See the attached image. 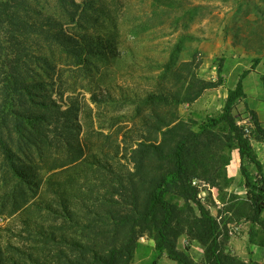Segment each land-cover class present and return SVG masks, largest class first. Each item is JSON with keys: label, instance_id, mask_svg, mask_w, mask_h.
Returning <instances> with one entry per match:
<instances>
[{"label": "trees", "instance_id": "obj_1", "mask_svg": "<svg viewBox=\"0 0 264 264\" xmlns=\"http://www.w3.org/2000/svg\"><path fill=\"white\" fill-rule=\"evenodd\" d=\"M154 1L174 6L170 0ZM71 5L79 7L75 1ZM41 41L62 48L79 62L86 61L85 55L111 60L114 54L115 43L110 38L69 32L29 0H0V148L19 181L12 191L15 212L28 203L23 184L38 183L33 174L17 164L4 131H20L25 123L46 125L56 141L64 140L76 159L84 157L81 145L73 141L72 113L60 116L55 101L39 102L33 97L37 95L35 89L44 83L35 81V67H51L48 58L36 52ZM185 67L188 63L171 72L175 88L161 89L144 100L153 105L152 112L143 119L146 132L134 147H124V159L133 169L121 166L117 149L112 156L88 155L76 166L80 171L67 175L63 182L50 178V195L23 209L21 232L15 237L21 236L27 247H4L0 236V264H131L141 236L154 239L158 254L167 255L177 264H202L177 248L184 235L205 247L203 264H247L224 251L220 226L193 184L199 179L217 187L220 166L229 165L234 151L241 158L240 172L247 189V201L238 203L237 210H242L251 222L249 242L264 248V167L234 116L237 102L247 96L244 80L252 70L243 71L235 88L228 90L223 112L197 132L179 120L176 108L223 83L222 78L210 82L192 73L186 75ZM94 96L99 103L116 101L109 95ZM246 107L249 109L248 104ZM163 108L175 110L166 115ZM251 113L254 134L264 138L263 123L254 111ZM60 117L65 118L61 125ZM44 138L48 142L47 134ZM224 149L229 156L221 153ZM249 166L256 168V177ZM89 171L93 177L85 176L81 186L82 173ZM173 196L180 197L186 208L174 202ZM190 213L197 219H192Z\"/></svg>", "mask_w": 264, "mask_h": 264}, {"label": "rangeland", "instance_id": "obj_2", "mask_svg": "<svg viewBox=\"0 0 264 264\" xmlns=\"http://www.w3.org/2000/svg\"><path fill=\"white\" fill-rule=\"evenodd\" d=\"M29 1L44 14L54 16L69 32L110 38L115 43L114 54L111 60L85 55L86 61L79 62L62 48L40 42L36 52L47 57L52 68L35 67V81L44 83L35 89L37 95L33 97L39 102L55 101L60 116L72 113L73 141L81 145L84 157L76 159L64 140L56 141L51 127L46 125L25 123L20 131H4L17 164L33 174L39 186L23 184L28 203L15 212L12 191L19 181L0 148V236L4 247L8 244L27 247L21 236L15 237L21 232L23 209L49 196L48 180L63 182L67 175L75 174L76 166L88 155L112 156L118 149L117 161L123 168L133 169L124 159V147H134L146 132L143 119L152 112L153 105L144 100L161 89L175 88L171 72L183 63H188L186 75L192 73L197 79L210 82L222 78L221 86L208 89L195 101L176 108L179 120L197 132L223 112L228 90L235 87L243 71L252 70L244 80L247 96L237 102L234 116L240 127L249 128L246 136L264 167V138L254 134L251 113L254 111L264 126V0H170L173 7L154 0ZM72 1L79 7L71 5ZM183 82L184 79L178 84ZM95 94L109 95L116 101L99 103ZM173 110L161 109L166 115ZM60 118L61 125L65 118ZM221 153L229 156L225 149ZM240 165L239 153L234 151L229 165L220 166L217 187L199 179L193 184L200 191L199 199L220 226L224 251L247 264H264V248L249 242L251 222L242 215V210H237L238 203L247 201ZM249 169L256 177V168L249 166ZM82 174L81 186L85 184V176L93 177L90 171ZM172 198L185 207L180 197ZM189 216L198 217L192 213ZM139 242L131 264H177L167 255L158 254L154 239L141 236ZM177 248L195 262L204 263L205 247L199 242L184 235Z\"/></svg>", "mask_w": 264, "mask_h": 264}, {"label": "built area", "instance_id": "obj_3", "mask_svg": "<svg viewBox=\"0 0 264 264\" xmlns=\"http://www.w3.org/2000/svg\"><path fill=\"white\" fill-rule=\"evenodd\" d=\"M241 127H242V126H241ZM242 128H243L245 134L248 135V133L250 132V131H249V128H248L247 126H243Z\"/></svg>", "mask_w": 264, "mask_h": 264}, {"label": "crops", "instance_id": "obj_4", "mask_svg": "<svg viewBox=\"0 0 264 264\" xmlns=\"http://www.w3.org/2000/svg\"><path fill=\"white\" fill-rule=\"evenodd\" d=\"M264 47V46H263ZM248 53V52H247ZM251 53H254V52H250V53H248V54H251ZM246 79V78H245ZM238 82V81H237ZM237 84V83H236ZM236 86V85H235ZM244 87H245V84H244ZM233 88H235V87H232V88H230V89H233Z\"/></svg>", "mask_w": 264, "mask_h": 264}]
</instances>
